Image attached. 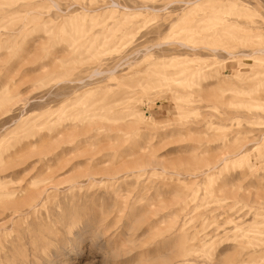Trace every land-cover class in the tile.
Wrapping results in <instances>:
<instances>
[{
  "label": "rangeland",
  "instance_id": "374dc122",
  "mask_svg": "<svg viewBox=\"0 0 264 264\" xmlns=\"http://www.w3.org/2000/svg\"><path fill=\"white\" fill-rule=\"evenodd\" d=\"M0 264H264V0H0Z\"/></svg>",
  "mask_w": 264,
  "mask_h": 264
},
{
  "label": "bare ground",
  "instance_id": "6f19581e",
  "mask_svg": "<svg viewBox=\"0 0 264 264\" xmlns=\"http://www.w3.org/2000/svg\"><path fill=\"white\" fill-rule=\"evenodd\" d=\"M189 4V3H188Z\"/></svg>",
  "mask_w": 264,
  "mask_h": 264
}]
</instances>
